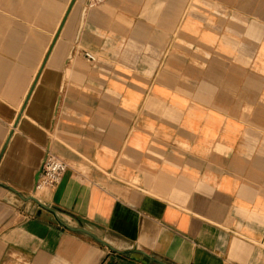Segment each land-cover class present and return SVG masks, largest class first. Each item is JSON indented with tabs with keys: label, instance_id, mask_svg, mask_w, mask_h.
Returning a JSON list of instances; mask_svg holds the SVG:
<instances>
[{
	"label": "crops",
	"instance_id": "0c3cea01",
	"mask_svg": "<svg viewBox=\"0 0 264 264\" xmlns=\"http://www.w3.org/2000/svg\"><path fill=\"white\" fill-rule=\"evenodd\" d=\"M87 2L0 0V264H264V0Z\"/></svg>",
	"mask_w": 264,
	"mask_h": 264
},
{
	"label": "built area",
	"instance_id": "2783aa9c",
	"mask_svg": "<svg viewBox=\"0 0 264 264\" xmlns=\"http://www.w3.org/2000/svg\"><path fill=\"white\" fill-rule=\"evenodd\" d=\"M106 1L107 0H88L87 3L88 6L95 7ZM84 57L88 62L94 61V57L90 54L86 53ZM66 170L67 164L60 157L46 150L38 172L35 191L52 190L56 188Z\"/></svg>",
	"mask_w": 264,
	"mask_h": 264
},
{
	"label": "water",
	"instance_id": "95a60500",
	"mask_svg": "<svg viewBox=\"0 0 264 264\" xmlns=\"http://www.w3.org/2000/svg\"><path fill=\"white\" fill-rule=\"evenodd\" d=\"M28 200L35 202V203L38 205V207L41 208V209H47V207H46L45 205L41 204V203H40L37 199H35L34 197H29ZM84 232H85V231H84ZM85 233H87V232H85ZM96 240H97V239H96ZM97 241H98V240H97ZM161 264H163V263H161Z\"/></svg>",
	"mask_w": 264,
	"mask_h": 264
},
{
	"label": "bare ground",
	"instance_id": "6f19581e",
	"mask_svg": "<svg viewBox=\"0 0 264 264\" xmlns=\"http://www.w3.org/2000/svg\"><path fill=\"white\" fill-rule=\"evenodd\" d=\"M245 35V34H244Z\"/></svg>",
	"mask_w": 264,
	"mask_h": 264
}]
</instances>
